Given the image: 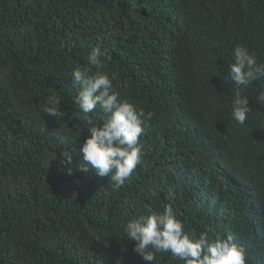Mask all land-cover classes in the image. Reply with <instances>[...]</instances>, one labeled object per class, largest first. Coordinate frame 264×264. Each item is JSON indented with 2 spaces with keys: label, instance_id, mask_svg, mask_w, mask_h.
<instances>
[{
  "label": "trees",
  "instance_id": "trees-1",
  "mask_svg": "<svg viewBox=\"0 0 264 264\" xmlns=\"http://www.w3.org/2000/svg\"><path fill=\"white\" fill-rule=\"evenodd\" d=\"M236 45L264 63V0H0V264H152L125 225L166 204L190 236L230 239L264 264V78L240 88L251 111L238 124ZM97 47L90 71L151 113L142 163L118 188L76 169L104 114L79 109L73 71ZM154 264L184 261L162 252Z\"/></svg>",
  "mask_w": 264,
  "mask_h": 264
},
{
  "label": "clouds",
  "instance_id": "clouds-1",
  "mask_svg": "<svg viewBox=\"0 0 264 264\" xmlns=\"http://www.w3.org/2000/svg\"><path fill=\"white\" fill-rule=\"evenodd\" d=\"M232 55L234 62L227 69L228 77L236 86L231 115L238 124L243 125L251 109L249 98L242 96L240 88L264 78V63L258 64L256 56L241 45L235 46ZM102 56L100 48H94L87 57L89 67L73 71L72 86L78 93L76 103L79 109L85 115L95 112L97 108L104 114L101 125L88 129L90 135L80 148L83 157L76 169L88 172L91 168L99 176L110 178L113 186L118 188L142 163L143 146L139 138L151 119V113L145 114L133 104L120 101L119 93L114 90L107 73L90 71L91 66L102 68ZM256 101L264 105V85H261ZM60 104L59 96L50 95L43 112L55 118L60 115ZM57 159L64 166L66 174L72 175V153L62 150ZM125 232L127 239L135 242L134 252L152 264L156 254L162 252H170L184 264H247L245 248L230 239L210 241L207 233H201L198 238L186 233L171 205H164L161 212L150 211L148 215L130 220L125 225Z\"/></svg>",
  "mask_w": 264,
  "mask_h": 264
}]
</instances>
